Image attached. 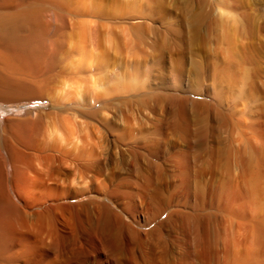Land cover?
I'll list each match as a JSON object with an SVG mask.
<instances>
[{
  "label": "rangeland",
  "instance_id": "obj_1",
  "mask_svg": "<svg viewBox=\"0 0 264 264\" xmlns=\"http://www.w3.org/2000/svg\"><path fill=\"white\" fill-rule=\"evenodd\" d=\"M50 1L64 13L38 12L55 43L37 74L47 102L9 107H46L48 142L67 127L59 90L106 85L87 111L96 189L78 187L94 194L78 221L108 208L123 230L116 246L97 228L58 248L31 221L0 264H264V0ZM52 184L65 201L77 192Z\"/></svg>",
  "mask_w": 264,
  "mask_h": 264
},
{
  "label": "bare ground",
  "instance_id": "obj_2",
  "mask_svg": "<svg viewBox=\"0 0 264 264\" xmlns=\"http://www.w3.org/2000/svg\"><path fill=\"white\" fill-rule=\"evenodd\" d=\"M9 2H0V113L5 114L3 118L0 116V261L17 239L22 243L26 241L25 230L31 221L35 226L48 227L53 245L58 248L65 241H74L80 229L91 235L97 228L116 246L123 225L113 221L109 209L98 223L88 217L80 225L77 205L79 200L94 195L93 191L79 193L78 187L96 189L95 143L87 111L100 94L106 93V85L91 77L92 83L86 89L79 85L75 91L59 90L66 93L64 100L70 98L63 105L67 130L55 128L50 132L49 141H43L44 115L41 112L46 107L29 108L30 104L14 110L9 106L35 100L47 102L44 80L38 81L37 74L48 73L50 65L53 66L55 43L48 32L49 24L42 25L44 28L40 26L42 23L38 25V12H51L55 8L62 12V9L50 0L17 5ZM98 6L96 0L89 5L92 9ZM75 62L77 66L83 65L81 59ZM51 183L62 184L64 188L75 185L77 192H68L71 201H65L54 195L52 187L55 185L49 186ZM236 197L233 193L226 200ZM149 211L155 213L156 206L151 205ZM140 214L142 212L136 211L138 218H142ZM180 218L190 239L196 218L191 215Z\"/></svg>",
  "mask_w": 264,
  "mask_h": 264
}]
</instances>
